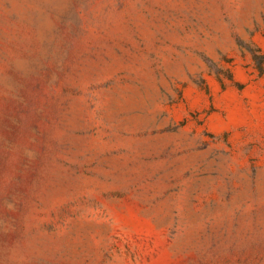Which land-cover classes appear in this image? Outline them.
Here are the masks:
<instances>
[{"label": "rangeland", "instance_id": "374dc122", "mask_svg": "<svg viewBox=\"0 0 264 264\" xmlns=\"http://www.w3.org/2000/svg\"><path fill=\"white\" fill-rule=\"evenodd\" d=\"M264 0H0V264H264Z\"/></svg>", "mask_w": 264, "mask_h": 264}, {"label": "trees", "instance_id": "16d2710c", "mask_svg": "<svg viewBox=\"0 0 264 264\" xmlns=\"http://www.w3.org/2000/svg\"><path fill=\"white\" fill-rule=\"evenodd\" d=\"M251 51H253V50H251ZM258 51H259V50H254V51H253V52L255 53V60H256L257 64L259 65V68H260V69H263V68H262V65H263L264 55H259V54H257Z\"/></svg>", "mask_w": 264, "mask_h": 264}]
</instances>
